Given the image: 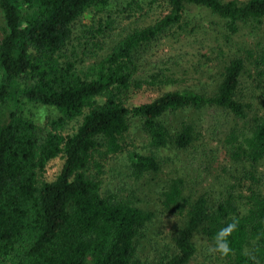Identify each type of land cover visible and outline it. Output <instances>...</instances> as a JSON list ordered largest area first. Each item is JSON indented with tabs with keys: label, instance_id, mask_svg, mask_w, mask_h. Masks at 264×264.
<instances>
[{
	"label": "trees",
	"instance_id": "trees-1",
	"mask_svg": "<svg viewBox=\"0 0 264 264\" xmlns=\"http://www.w3.org/2000/svg\"><path fill=\"white\" fill-rule=\"evenodd\" d=\"M116 1L0 0V264H149L138 258L137 242L155 214L104 193L92 170L125 152L132 119L142 123L152 151L128 155L137 179L161 171L155 151L188 150L197 141L190 122L170 128L171 115L218 110L248 120L254 104L244 103L243 86L252 71L262 116L227 136L234 160L249 168L240 183L249 186L246 211L233 194L215 207L205 197L188 204L185 181L173 179L163 210L185 221L161 264H189L196 234L213 242L232 222L231 254L220 255L226 264H264V47L255 52L235 42L240 24L264 20V0H159L160 18L126 35L105 57L82 68L63 61L74 23L93 9L110 15L106 10ZM191 6L226 21L215 47L201 46ZM193 73L202 78L199 91L182 89L180 77ZM146 89L157 97L130 106ZM38 106L51 114L37 118L31 108ZM79 119L77 130L67 133ZM60 156L61 173L39 183Z\"/></svg>",
	"mask_w": 264,
	"mask_h": 264
},
{
	"label": "rangeland",
	"instance_id": "rangeland-1",
	"mask_svg": "<svg viewBox=\"0 0 264 264\" xmlns=\"http://www.w3.org/2000/svg\"><path fill=\"white\" fill-rule=\"evenodd\" d=\"M230 1V0H225ZM106 10L110 15L99 14L95 9L87 11L73 25L72 41L65 49L63 61L79 64V68L90 65L94 58H102L109 54L115 45L129 33L154 24L163 13L159 0H118ZM190 16L199 26L197 36L201 39V46L215 47L216 37H222L226 32V21L214 15L205 8L189 7ZM242 25V26H241ZM222 39H220L221 41ZM236 44L247 46L255 52L264 47V20L261 23L249 22L240 24ZM188 50L192 51L190 47ZM194 61L197 58H192ZM160 64V60L155 61ZM153 64V65H156ZM202 66L201 64H195ZM183 77H185L183 79ZM180 77L182 89L199 91L201 79L195 73L191 76ZM247 82L243 86L244 103L253 105V112L248 120H234L227 113L218 110L195 112L192 110L178 112L168 118V126H177L182 121L192 123L196 129L197 141L188 150L175 148L155 151L162 161V169L158 174H148L142 178L132 176L128 155L138 153L151 154L149 138L138 119L131 120V127L125 136V152L110 156L102 163L101 168L94 167L92 174L96 175L104 193H113L121 199L130 200L134 206L152 211L154 220L143 230L138 238V258L149 264H161L172 255L173 240L177 232L184 225V218L177 214L163 210V195L173 179L182 178L186 183L185 200L192 204L199 197H205L212 206L233 194L240 199L241 211L245 212V202L249 186L244 182V175L249 171L245 162L236 161L227 144L228 133L233 127L244 129L245 123L250 124L258 116H262L260 94L261 88L254 80L253 71L247 75ZM205 83V80H202ZM213 92L212 87L206 89ZM157 97L156 91L146 89L132 96L130 106L151 102ZM37 118L52 109L43 107L31 108ZM257 112H259L257 114ZM81 123V119L71 122L66 129L69 134L74 133ZM99 162V161H97ZM64 157L51 160L44 173L39 177V183L52 182L61 173ZM194 244L196 255L189 264H226L219 253H210L209 248L214 242L208 240L200 232L195 235Z\"/></svg>",
	"mask_w": 264,
	"mask_h": 264
},
{
	"label": "clouds",
	"instance_id": "clouds-1",
	"mask_svg": "<svg viewBox=\"0 0 264 264\" xmlns=\"http://www.w3.org/2000/svg\"><path fill=\"white\" fill-rule=\"evenodd\" d=\"M237 227L236 222L227 223L213 237V246L209 248L210 253H219L221 256L227 257L231 254V247L228 238L232 235Z\"/></svg>",
	"mask_w": 264,
	"mask_h": 264
}]
</instances>
